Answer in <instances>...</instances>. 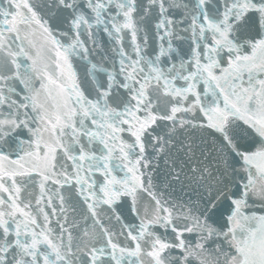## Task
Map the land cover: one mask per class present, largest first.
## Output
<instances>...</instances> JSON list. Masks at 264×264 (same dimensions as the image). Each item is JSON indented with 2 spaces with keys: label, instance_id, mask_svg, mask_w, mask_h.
I'll list each match as a JSON object with an SVG mask.
<instances>
[{
  "label": "snow or ice",
  "instance_id": "1",
  "mask_svg": "<svg viewBox=\"0 0 264 264\" xmlns=\"http://www.w3.org/2000/svg\"><path fill=\"white\" fill-rule=\"evenodd\" d=\"M0 264H264V0H0Z\"/></svg>",
  "mask_w": 264,
  "mask_h": 264
}]
</instances>
